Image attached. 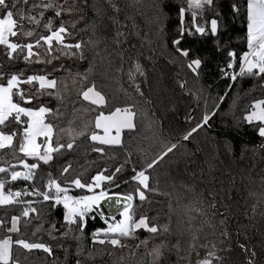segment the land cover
<instances>
[{
	"label": "trees",
	"instance_id": "1",
	"mask_svg": "<svg viewBox=\"0 0 264 264\" xmlns=\"http://www.w3.org/2000/svg\"><path fill=\"white\" fill-rule=\"evenodd\" d=\"M41 2L28 0L24 4V0H16L17 9H22L25 15L33 3ZM55 2L71 11L55 17L49 9L40 18L33 10L30 14L37 16L40 24H31L26 19L22 24L23 30H33L34 36H23L18 30V36L9 39L34 43L38 34H48L44 24L51 17L54 28L61 21L67 27L65 44L83 42V58L79 54H64L62 46L55 41L49 53L48 46L41 42L42 47L33 49L39 52L40 62L34 56L29 63L23 59L26 50L9 58L6 47L0 45V73L5 74L2 82L6 83L8 75L18 73H23L22 80L28 75L56 79L52 95L41 94L43 90L35 83L20 85L26 94L33 96L28 106L43 104L52 109L47 120L54 128L65 126L79 104L98 114L95 106L83 101L79 94L71 93L65 98L59 80L75 79L79 89L95 83L97 90L106 96L109 108L134 107L136 129L124 130L122 146L105 145L103 154L94 151L98 142L91 141L87 135L74 140L70 150L63 141L65 149L59 155L54 154L47 165L40 162L35 186L43 188L49 173L63 183L65 177L90 178L101 169H107L104 174L111 175L122 165L114 184L104 182V185L110 194H133V218L142 214L150 226L158 229L155 234L136 229L131 236L121 237L128 248L126 264H197L208 251L215 252L214 264H249L239 245L245 247L252 264H264V138L258 135L255 124L249 125L242 119L250 111L253 100L264 99V80L244 76L233 82L223 78L221 72L228 62V50H235L237 54L247 50L245 13L235 15L232 11V4L239 5L241 0H215L214 7L206 6L202 13L198 12L197 23L210 21L213 14H218L220 31L215 37L210 32L204 36L186 34L182 45L190 49L187 58L177 54L171 40L177 38L178 9L180 6L187 9L188 0ZM158 6H162L163 15ZM190 21L191 11H187L185 25ZM117 32L121 33L119 37ZM197 57L202 60L198 75L186 67L189 60ZM136 63L141 65L144 75L136 73L130 78ZM181 83H185L184 88L179 86ZM136 84L140 85L142 96L137 94ZM220 97L224 99L221 101ZM18 99L14 96V101ZM206 112L210 116L207 124L183 140L184 134ZM0 128L6 133L18 132L12 146L0 149V166L16 165L23 158L18 149L21 130L11 118L6 127ZM162 143H177V147L147 173L149 188H141L146 198L140 201L136 193L138 183L131 180L133 165L139 170L144 160L159 152ZM129 153L131 162L126 163ZM28 160L34 162L32 158ZM68 165H71L69 173L62 176L63 168ZM0 178L6 179L7 175L0 174ZM29 184L32 182L6 183L5 191ZM85 193L86 190L74 189L70 194ZM25 199L41 201L35 196ZM149 204L157 208L143 211ZM34 206L36 213L21 217L18 234L0 228V239L10 235L13 242L16 239L45 242L51 247V254L13 243L10 264H76L77 259L81 264H113L109 254L114 247L92 242L91 232L99 225V217L89 219L86 229L80 232L75 225L68 226L63 221L61 205L53 207L42 202ZM22 208L19 204L0 205V220L10 227L11 217L20 215ZM53 223L57 231L50 232ZM161 245V256L157 259L151 253Z\"/></svg>",
	"mask_w": 264,
	"mask_h": 264
},
{
	"label": "snow or ice",
	"instance_id": "2",
	"mask_svg": "<svg viewBox=\"0 0 264 264\" xmlns=\"http://www.w3.org/2000/svg\"><path fill=\"white\" fill-rule=\"evenodd\" d=\"M28 0H24L27 4ZM214 7L215 0H188L187 9L180 6L178 9L179 26L175 39L171 40L175 51L181 57L187 58L190 55V49L183 47L182 41L184 36L187 35H207L209 32L212 36H217L220 31V21L218 14H213L210 21L204 23H197L198 12L202 13L205 7ZM115 7V6H113ZM160 15H163L162 6H158ZM53 10L55 17H60L62 12L71 11V9H64L61 5L57 4L55 0H43L37 4L33 3L29 8V14L25 15L22 9H17L16 0H0V45H4L7 50L9 58L13 57V53L20 55L25 52L23 59L31 63L30 58L36 57V62L39 61V52H34L35 47H42L47 45V52L53 51V41L56 45L62 46L64 54H71L76 56L79 54L83 58V42L77 41L75 44H65V35H68V29L65 27L63 21L60 22L58 27H53V18H48L44 27L48 30V34H38L34 43H19L10 40V37H17L19 32L26 37H33L34 31L23 30V20H28L31 24H40L37 16L30 13L35 10L38 16L43 18L47 10ZM191 11V21L186 26L185 16L186 12ZM232 11L235 15H240L241 12L245 13L246 17V44L247 50L237 54L235 50H228V62L221 69L224 76L228 77L233 82L237 81L238 77L255 76L264 80V0H241L240 4L233 3ZM19 17V19L17 18ZM75 27V23H73ZM117 37L121 33L117 32ZM43 42V45L41 44ZM119 42V41H117ZM50 63L51 61H46ZM202 60L197 57L188 61L186 67L192 73L198 75V69L201 67ZM238 64L239 72H229L227 69H234ZM135 73L130 72V78H134L135 74L143 76L144 72L139 63L135 64ZM23 73L10 74L6 78V83L2 82L5 74L0 73V126H7L10 118L17 125L19 131V152L23 154V158L19 159V165L23 170H16V165L9 167L0 166V174H6L10 181H31L32 184L24 188L13 191L11 188L5 192V185L7 181L0 178V205H23L20 215H13L11 217V226L7 222L0 220V228H6L8 233H19L18 224L21 217L27 218L30 213H36L37 208L34 206L36 203L48 202L53 207L62 205L63 208V221L68 225H75L80 232H83L89 219L95 220L97 217L103 222L102 227H96L91 232L93 244L108 243L115 246H123L121 244V237H128L133 234L136 229H145L150 233H157L158 229L155 225L150 226L148 219L145 216H140L139 219L133 218V194H128L121 198V195L116 192L110 195L109 189L104 185L114 184V177L117 172L122 170V165L117 166L111 175L104 174L107 169L97 170L95 175L90 178L85 176L83 179L77 175L75 178L63 180V183L58 179L51 177L48 174V180L43 188L35 186L36 172L40 169L41 163L47 165L52 159L53 155H59L65 149V145L59 140H56L55 146L53 145L54 125L48 122L47 117L52 114V109L40 104L38 106H28L33 100V96L26 94L21 88L22 83L33 84L39 83L40 90L48 92L49 95L55 94L57 81L56 79H49L46 75H28L26 80H22ZM87 79V77H85ZM181 88L185 87V83L179 85ZM52 90V91H49ZM137 94L143 95L140 90V85H135ZM79 95L82 96L83 101L89 102L94 107V111L98 114L94 118V129L88 137L93 142H98V146L94 147V151L100 154L104 153L105 145H121L122 146V132L124 130L134 131L136 129L135 117L136 112L134 107L129 105L125 107H108V101L102 91L97 90L95 83L91 86L83 88ZM14 96L18 100L14 101ZM221 101L224 97L219 98ZM23 102V103H22ZM218 108L219 105H216ZM107 109V113L105 112ZM250 111H246L242 119L249 125H256L258 135L264 138V99H255L251 102ZM210 116L206 112L202 119L196 123V126L191 128L190 131L184 134L183 140H188L189 137L203 125H206ZM256 122H259L258 124ZM97 130H102L101 134ZM63 131V129L61 130ZM72 130L69 129V132ZM87 129L80 131L77 135H86ZM18 135L17 131L6 133L0 128V149L6 146H12L14 137ZM38 138L39 142H38ZM74 147L73 142L66 145L67 149ZM177 143H162L159 152H157L150 160H144L143 165L139 170L133 165L134 175L131 180L138 183L136 193L140 201L145 200V192L141 190L149 188L150 176L147 174L154 168L164 157L176 149ZM28 158H32L34 162H29ZM126 163L131 162V153ZM71 165L63 168L62 176L69 173ZM119 188V185H115ZM78 189L85 194L73 195L70 194L72 190ZM42 197V201L25 199V197ZM113 197H115L113 201ZM102 202H108L110 205L114 202L115 205L121 206L122 210L119 211V219L115 216L111 218L105 215L102 210ZM27 223V221H25ZM165 230L167 227L165 226ZM57 231L55 223L52 224L50 232ZM103 237V238H100ZM13 243L23 246L25 249H42L43 251L51 254V247L45 242H29L26 239H16L14 242L10 235H6L0 239V264H10L11 250ZM146 243V242H144ZM163 245L153 249L154 256L158 259L161 256V248ZM213 247H215L213 245ZM241 248L244 246L241 245ZM79 252V250H78ZM213 257L215 252L208 251L203 259H198L197 264H214ZM218 259V257H216ZM76 264H81L77 259ZM249 264H252L249 261Z\"/></svg>",
	"mask_w": 264,
	"mask_h": 264
},
{
	"label": "rangeland",
	"instance_id": "3",
	"mask_svg": "<svg viewBox=\"0 0 264 264\" xmlns=\"http://www.w3.org/2000/svg\"><path fill=\"white\" fill-rule=\"evenodd\" d=\"M35 84L39 86L38 82H35ZM59 84H60L59 87L65 98L68 97V95L71 93H74V95L79 94V92L83 89V88L79 89V84L78 82H76L75 79L63 78L59 80ZM96 115L97 114H94V112L91 109L87 108L86 106L82 104L77 105L74 109V114L71 117V119L68 121V123L61 128H54L55 131L53 137V145L55 146L56 140H59L61 143L63 141L65 143H69L73 141V138L74 140H76L82 137L77 134L84 129H87L86 135L89 137L91 131L94 129V122H95L94 118ZM62 129L63 131H61ZM69 129H71L72 131L69 132ZM97 131L103 134L102 130H97ZM39 139L40 138H38V142ZM156 208L157 207L154 204H149L145 208H143V211L154 210ZM140 216L143 215L139 214L136 216L135 219H139ZM116 218L119 219L120 218L119 215ZM121 244L123 246H115L109 254V257L113 264H126L128 258V248L127 245L123 242L122 238H121ZM13 264H17V263H13Z\"/></svg>",
	"mask_w": 264,
	"mask_h": 264
},
{
	"label": "water",
	"instance_id": "4",
	"mask_svg": "<svg viewBox=\"0 0 264 264\" xmlns=\"http://www.w3.org/2000/svg\"><path fill=\"white\" fill-rule=\"evenodd\" d=\"M18 149H19V140H18ZM123 196H125V195H121V198H123ZM114 199H115V197H113V201H114ZM102 210L105 212V215L109 218H111L112 216L117 217L119 215V211L122 210V205L117 206L114 204V202L111 205L108 202H102ZM239 246H241V245H239ZM242 250L245 253L246 260L249 262L250 260L247 257L245 247H243Z\"/></svg>",
	"mask_w": 264,
	"mask_h": 264
},
{
	"label": "built area",
	"instance_id": "5",
	"mask_svg": "<svg viewBox=\"0 0 264 264\" xmlns=\"http://www.w3.org/2000/svg\"><path fill=\"white\" fill-rule=\"evenodd\" d=\"M222 68H224V67H222ZM227 71H229V72H232V71H235V72H239V66H238V68L236 69V68H234V69H227ZM222 72V71H221ZM222 77L223 78H228V77H226V76H224L223 75V73H222ZM16 170H23L22 169V166H20L19 165V163L18 164H16ZM6 181H7V183H10V182H13V181H10L9 179H8V177L5 179ZM21 182H24V181H21ZM17 190V189H16ZM13 191H15V190H13ZM5 192H7V191H5ZM40 200L42 201V197H40ZM62 206V205H61ZM63 209V208H62ZM102 226H105V225H103V222L100 220V223H99V225H97V226H95L94 228H96V227H102ZM93 228V229H94ZM93 231V230H92Z\"/></svg>",
	"mask_w": 264,
	"mask_h": 264
}]
</instances>
